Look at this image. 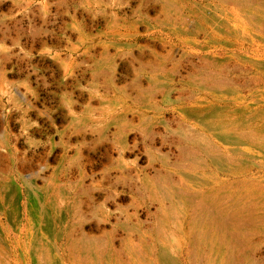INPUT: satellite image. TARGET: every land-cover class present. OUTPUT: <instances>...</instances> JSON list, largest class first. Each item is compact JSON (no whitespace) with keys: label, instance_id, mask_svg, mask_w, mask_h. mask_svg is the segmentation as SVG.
I'll list each match as a JSON object with an SVG mask.
<instances>
[{"label":"rangeland","instance_id":"obj_1","mask_svg":"<svg viewBox=\"0 0 264 264\" xmlns=\"http://www.w3.org/2000/svg\"><path fill=\"white\" fill-rule=\"evenodd\" d=\"M94 2L84 94L0 93V264H264V0Z\"/></svg>","mask_w":264,"mask_h":264},{"label":"crops","instance_id":"obj_2","mask_svg":"<svg viewBox=\"0 0 264 264\" xmlns=\"http://www.w3.org/2000/svg\"><path fill=\"white\" fill-rule=\"evenodd\" d=\"M109 18L110 8L94 0H0V93L21 124L39 115L41 94L54 87L85 93L86 78L97 72L94 57L78 52L79 31L104 26ZM69 112L73 117L74 108ZM85 127L80 118H69L67 134L79 136Z\"/></svg>","mask_w":264,"mask_h":264}]
</instances>
